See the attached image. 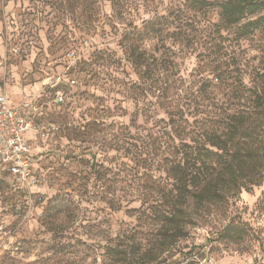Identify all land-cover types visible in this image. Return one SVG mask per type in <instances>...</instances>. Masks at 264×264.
<instances>
[{
    "label": "rangeland",
    "instance_id": "rangeland-1",
    "mask_svg": "<svg viewBox=\"0 0 264 264\" xmlns=\"http://www.w3.org/2000/svg\"><path fill=\"white\" fill-rule=\"evenodd\" d=\"M189 1L0 0V96L26 101L42 181L26 199L0 171V264H264V177L169 223L173 123L210 110L216 75L264 67V32L238 40L217 0Z\"/></svg>",
    "mask_w": 264,
    "mask_h": 264
},
{
    "label": "trees",
    "instance_id": "trees-1",
    "mask_svg": "<svg viewBox=\"0 0 264 264\" xmlns=\"http://www.w3.org/2000/svg\"><path fill=\"white\" fill-rule=\"evenodd\" d=\"M189 2L197 10L212 5L205 0ZM215 5L221 28L233 29L238 40L264 32V0H217ZM258 49L264 58V46ZM214 79L211 90L203 91L211 101L210 110L198 112L190 125L183 119L173 123L176 144L166 174L173 182L169 223L176 237L182 232L190 204L207 211L228 205L242 191L260 186L264 177L263 65L249 74L246 84L238 73L216 75ZM34 159L31 153L35 175L40 178ZM1 173L7 187L24 198L10 187L7 173ZM238 227L231 219L223 229V238L238 237ZM191 260L189 264H193Z\"/></svg>",
    "mask_w": 264,
    "mask_h": 264
},
{
    "label": "built area",
    "instance_id": "built-area-1",
    "mask_svg": "<svg viewBox=\"0 0 264 264\" xmlns=\"http://www.w3.org/2000/svg\"><path fill=\"white\" fill-rule=\"evenodd\" d=\"M72 56V54L70 55ZM74 85L75 81L70 80ZM56 102H63V94L58 93ZM22 104L13 105L5 97L0 96V171L7 173L12 189L22 193L24 198H30L41 183V179L35 175L31 160V145L27 134L31 131V123L24 114ZM54 130V127L51 128ZM194 264H215L212 257L202 260L193 259Z\"/></svg>",
    "mask_w": 264,
    "mask_h": 264
},
{
    "label": "crops",
    "instance_id": "crops-1",
    "mask_svg": "<svg viewBox=\"0 0 264 264\" xmlns=\"http://www.w3.org/2000/svg\"><path fill=\"white\" fill-rule=\"evenodd\" d=\"M10 103V102H9ZM28 140H30L28 137H27Z\"/></svg>",
    "mask_w": 264,
    "mask_h": 264
}]
</instances>
